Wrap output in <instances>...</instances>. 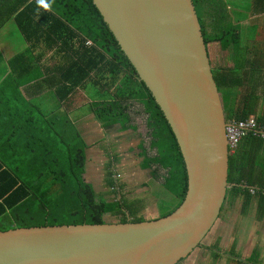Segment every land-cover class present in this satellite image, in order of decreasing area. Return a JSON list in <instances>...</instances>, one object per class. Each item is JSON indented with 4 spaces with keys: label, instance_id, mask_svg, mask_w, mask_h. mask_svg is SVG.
Wrapping results in <instances>:
<instances>
[{
    "label": "trees",
    "instance_id": "16d2710c",
    "mask_svg": "<svg viewBox=\"0 0 264 264\" xmlns=\"http://www.w3.org/2000/svg\"><path fill=\"white\" fill-rule=\"evenodd\" d=\"M11 1L10 13L15 14L17 27L27 42L41 45L43 55L46 49L59 58L53 70L57 77L54 74L51 81L60 100H65L79 86L88 85L90 79L102 84L108 78L115 89L110 90L111 97L96 106V115L103 123L120 122L124 128L131 127L130 102L143 105L151 148L157 151L146 159V165L166 170L163 184L175 196L176 203L160 216L171 213L187 191L188 177L181 150L163 111L139 79L93 0H45L50 2L48 10L37 0ZM193 3L207 48L218 43L222 50L229 51L234 63L232 67L212 66L227 120L253 116L258 128L264 130L261 105L264 79L259 77L264 60L255 59L258 52L247 42L254 39L257 26L254 30L246 27L249 17L264 13V0H193ZM245 32L250 34L243 42ZM30 50L28 54L15 56L14 63L28 60ZM32 68L27 69V77L40 71ZM23 84L22 78L13 75L0 86V231L35 225L103 223L110 219L144 220L138 215L141 200L109 201L98 195L93 184L83 178L86 155L81 134L76 129L70 136L63 133L62 125L72 122L68 115L45 113L24 95L20 89ZM228 184L226 201L242 198L244 212L254 204L257 220H263L261 134L249 132L230 151ZM258 255L254 251L247 261H256ZM237 261L244 263L240 258Z\"/></svg>",
    "mask_w": 264,
    "mask_h": 264
},
{
    "label": "water",
    "instance_id": "95a60500",
    "mask_svg": "<svg viewBox=\"0 0 264 264\" xmlns=\"http://www.w3.org/2000/svg\"><path fill=\"white\" fill-rule=\"evenodd\" d=\"M181 150L187 191L142 221L0 231V264H177L209 233L226 201L227 118L193 0H93Z\"/></svg>",
    "mask_w": 264,
    "mask_h": 264
},
{
    "label": "crops",
    "instance_id": "0c3cea01",
    "mask_svg": "<svg viewBox=\"0 0 264 264\" xmlns=\"http://www.w3.org/2000/svg\"><path fill=\"white\" fill-rule=\"evenodd\" d=\"M11 2L0 0V86L8 82L13 75H18L24 83L21 91L45 113L57 112L62 113L61 116L68 115L72 122L62 125V128L65 126L63 133L70 136L76 129L81 134L86 155L83 178L93 184L99 196L109 201L121 198L141 200L144 205L141 204L138 215L144 219L160 217L165 209L176 203V198L164 187L166 170H156L155 165L152 167L146 165V159L154 156L157 151L151 148L150 136L147 134V114L144 113L143 105L138 101L130 102L131 106L136 103L141 105L142 109L137 113L144 117V122L139 114H133L129 110L131 127L124 128L120 122L106 124L97 117L96 106L104 99L101 95L96 96L97 90L95 95L88 93L90 84L79 86L65 100H60L56 86L51 81L54 74L57 77V72L53 70L59 64V58L52 51L46 52V49L43 55L41 45L33 46L27 42L17 27L15 14L10 13ZM252 17L257 18L251 16L249 22H252ZM258 23L253 34L254 39L247 42L252 50L258 52L255 59L264 60V47L261 45L264 38H257L259 35L257 30L262 29L264 32V21ZM29 49H31L29 61L21 59L14 63L15 56L28 54ZM226 52L228 55L223 65L232 67L233 60L229 51ZM31 68L35 72L37 69L40 71L27 77V69L30 71ZM260 73L264 74V65ZM262 74L259 77L264 79ZM33 77L35 78L32 79ZM262 86L264 87V81ZM8 95L12 96L11 91ZM140 122H143V125ZM172 198L174 204L170 202Z\"/></svg>",
    "mask_w": 264,
    "mask_h": 264
},
{
    "label": "rangeland",
    "instance_id": "374dc122",
    "mask_svg": "<svg viewBox=\"0 0 264 264\" xmlns=\"http://www.w3.org/2000/svg\"><path fill=\"white\" fill-rule=\"evenodd\" d=\"M246 8L247 4L244 3V9ZM251 21H246V27L254 30L256 25L259 24L258 22L264 21V14L257 18L252 17ZM257 32H259L258 39L264 38L262 29L257 30ZM249 34L248 32L244 35L243 42L248 39ZM261 45L264 47V43ZM208 49L212 66L225 64L226 56L228 55L225 50L220 49L216 43L209 44ZM90 80L88 81V84H90L88 93L90 95H95L97 90L96 96L101 95L102 97H100L103 99L111 97L110 90L114 89V84L111 83L110 79H103V83L99 85L95 84L92 79ZM99 86H102L101 89H98ZM261 105L264 107V101ZM141 109L139 103L130 107V111L133 114ZM139 116L144 122V117L141 114ZM143 122H140V124L143 125ZM170 202L175 203L173 198L170 199ZM246 209L247 211L244 212L245 208L242 198H237L235 201L230 199L225 201L217 221L202 240L201 246L195 248L180 264H264V219L257 220L254 204L251 207L247 206ZM108 221L113 220L110 219ZM254 251L259 253L256 261H247ZM237 258L243 260L244 263L238 262Z\"/></svg>",
    "mask_w": 264,
    "mask_h": 264
},
{
    "label": "built area",
    "instance_id": "2783aa9c",
    "mask_svg": "<svg viewBox=\"0 0 264 264\" xmlns=\"http://www.w3.org/2000/svg\"><path fill=\"white\" fill-rule=\"evenodd\" d=\"M249 132L261 134L264 137V130L258 128L255 117L250 116L243 120H227L226 136L228 140L229 150L232 151L238 142Z\"/></svg>",
    "mask_w": 264,
    "mask_h": 264
},
{
    "label": "clouds",
    "instance_id": "9594fccd",
    "mask_svg": "<svg viewBox=\"0 0 264 264\" xmlns=\"http://www.w3.org/2000/svg\"><path fill=\"white\" fill-rule=\"evenodd\" d=\"M37 3L42 6L45 10H48L50 8V2L45 3V0H37Z\"/></svg>",
    "mask_w": 264,
    "mask_h": 264
}]
</instances>
